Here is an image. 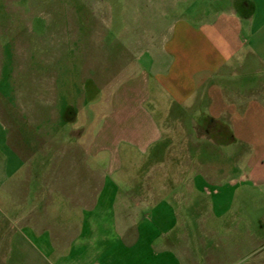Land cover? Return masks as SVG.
<instances>
[{"label":"crops","instance_id":"0c3cea01","mask_svg":"<svg viewBox=\"0 0 264 264\" xmlns=\"http://www.w3.org/2000/svg\"><path fill=\"white\" fill-rule=\"evenodd\" d=\"M128 4L131 37L116 59L128 64L108 100L106 89L97 88L103 107L96 108L92 130L87 119L79 121L75 113L66 122L72 127L67 134L71 145L59 150L63 121L55 107L48 151L26 156L11 149L10 135L1 128L0 264H264V237L258 234H240L235 243L231 235L193 223V230L178 233L175 244L169 231L151 229L147 209L129 205L125 215L112 219L100 212V198L107 189L105 158H112L116 144L148 158L172 152L177 172L163 174H171L173 183L177 179L188 198L194 197L187 202L196 206L201 205L196 200L203 184L213 178L201 169L207 164L204 158L235 142L247 143L253 146L264 188V0ZM106 66L103 51L98 65L102 74ZM94 103L82 100V109ZM28 133L29 144L41 138ZM223 156L226 162L228 156ZM89 160L96 168L91 169ZM252 172L249 167L247 173ZM91 173L97 177L92 187ZM59 195L73 202L77 213H56L57 200H52ZM164 205L165 211L173 212ZM91 206L98 207L94 214L89 213ZM139 218L143 228L135 229ZM181 220L183 227L189 226L186 218ZM105 222L112 223L111 230ZM128 234L130 241H123ZM156 238L164 244L155 246Z\"/></svg>","mask_w":264,"mask_h":264},{"label":"rangeland","instance_id":"374dc122","mask_svg":"<svg viewBox=\"0 0 264 264\" xmlns=\"http://www.w3.org/2000/svg\"><path fill=\"white\" fill-rule=\"evenodd\" d=\"M129 6L128 0H0V136L4 128V133L10 135L11 149L21 150L26 156L34 151H48L50 114L56 108L59 122L63 121L58 128L59 150L71 145L67 134L72 127L66 122L75 113L79 121L89 120L86 123L92 130L96 108L103 107V94L97 98V88L106 89L108 100L111 88L122 77V67L128 64L117 60L124 47L122 43L131 37ZM103 51L105 74L98 68ZM82 100L95 103L90 109H82ZM18 124L26 126L19 128ZM22 129L26 133L21 135ZM18 131L25 142L28 140L27 144L19 140ZM28 132L41 134L38 135L41 138L29 144L32 135ZM230 145L204 158L207 164L201 169L211 172L213 178L202 186L204 189L196 200L201 205L192 206L187 201H194V197L188 198L177 179L175 183L169 179L172 178L169 173L177 172L172 152L148 158L116 144L112 158H105L107 189L100 198V212L112 219L115 214L125 215L129 205L147 209L151 229L169 231L175 244L178 233L193 230V223L203 230L211 228L219 235H231L235 243L240 234L247 232L264 237V188L258 180V165L252 158L253 146L243 142ZM118 149L119 157L115 154ZM223 154L228 156L226 162ZM102 161L100 158V164ZM89 163L91 169L96 168L94 161ZM249 167L252 173H247ZM165 171L169 173L163 174ZM96 180L91 173V187ZM163 185L165 190L161 188ZM56 200V213H77L73 202L64 201L60 195L52 201ZM164 204H169L173 212L165 211L168 206ZM96 208L91 206L89 213L94 214ZM181 217L186 218L188 227H183ZM137 222L139 226L135 229H142L140 218ZM105 225L111 230V222ZM129 236L123 241L129 242ZM160 240L156 238L154 245L164 244Z\"/></svg>","mask_w":264,"mask_h":264}]
</instances>
